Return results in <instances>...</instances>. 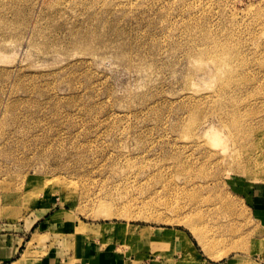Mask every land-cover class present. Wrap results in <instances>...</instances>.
<instances>
[{"label":"rangeland","instance_id":"374dc122","mask_svg":"<svg viewBox=\"0 0 264 264\" xmlns=\"http://www.w3.org/2000/svg\"><path fill=\"white\" fill-rule=\"evenodd\" d=\"M261 184L264 0H0V221L129 253L179 229L178 264H252Z\"/></svg>","mask_w":264,"mask_h":264},{"label":"crops","instance_id":"0c3cea01","mask_svg":"<svg viewBox=\"0 0 264 264\" xmlns=\"http://www.w3.org/2000/svg\"><path fill=\"white\" fill-rule=\"evenodd\" d=\"M250 204L254 216L264 226V184L255 186ZM63 220V215L52 214L15 224L0 221V264H178L182 257L180 238L183 234L178 232L179 229L164 231V228H154L148 242L143 243L141 249L130 250V253L119 250L118 244L113 240L106 241L105 237L77 239L74 248L66 249L52 242L51 230ZM38 236L42 237L39 241L36 239ZM142 252L145 257L135 262V256H142ZM208 260L200 259L202 264H215ZM238 260L216 264H246ZM251 260L252 264H264L262 258Z\"/></svg>","mask_w":264,"mask_h":264},{"label":"bare ground","instance_id":"6f19581e","mask_svg":"<svg viewBox=\"0 0 264 264\" xmlns=\"http://www.w3.org/2000/svg\"><path fill=\"white\" fill-rule=\"evenodd\" d=\"M221 57L225 60V62L228 60V62L231 61L232 59V56L231 54H228V53H224L223 55H221ZM221 67H218L217 68V72L220 69ZM212 124V123H211ZM204 133L209 136L210 138L214 139L216 137L219 136V134H222V130L218 127V126H214V125H208L206 130L204 131ZM201 136V135H200ZM199 136V137H200ZM201 138V137H200ZM75 225L77 228L81 229L82 226L78 223V221H75ZM105 229H99V231H95V230H91V232H102L104 231ZM180 242L182 244V248L186 247V244H188L189 246H191V242H190V239L185 235V233H183L182 237L180 238ZM186 256H190V253H187Z\"/></svg>","mask_w":264,"mask_h":264}]
</instances>
